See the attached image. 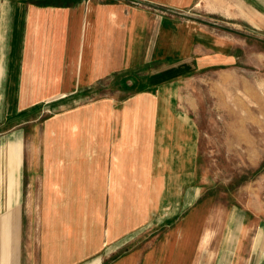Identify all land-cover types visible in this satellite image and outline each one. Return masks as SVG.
Returning <instances> with one entry per match:
<instances>
[{"label": "crops", "instance_id": "1", "mask_svg": "<svg viewBox=\"0 0 264 264\" xmlns=\"http://www.w3.org/2000/svg\"><path fill=\"white\" fill-rule=\"evenodd\" d=\"M82 1L0 0V264H264V180L208 191L177 82L264 59V0ZM38 133L76 192L25 253Z\"/></svg>", "mask_w": 264, "mask_h": 264}, {"label": "rangeland", "instance_id": "2", "mask_svg": "<svg viewBox=\"0 0 264 264\" xmlns=\"http://www.w3.org/2000/svg\"><path fill=\"white\" fill-rule=\"evenodd\" d=\"M117 1L122 0H110ZM82 2L103 4L109 0ZM260 50L264 53V47ZM177 80L186 87L182 99L199 138L198 172L208 191L230 194L227 190L236 191L248 184L262 185L264 59L242 60L229 69H203ZM96 95L98 93H90V99L97 100ZM131 95L128 92H110V99L119 100L123 105ZM58 113L52 109L45 118L47 125L52 123L51 132L54 115ZM42 135L38 133L33 147L30 150L27 148L25 199L22 205L25 253L38 245L44 213L54 211L55 199H61L62 195L63 205L65 194L69 197H66L68 201L72 197L75 199V187H64L62 173L55 169L53 133ZM223 201L219 199L220 203Z\"/></svg>", "mask_w": 264, "mask_h": 264}]
</instances>
